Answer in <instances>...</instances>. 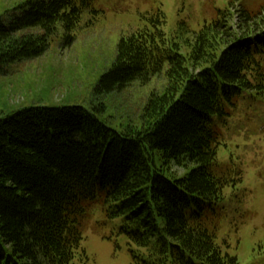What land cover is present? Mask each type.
Returning <instances> with one entry per match:
<instances>
[{
	"label": "trees",
	"instance_id": "obj_1",
	"mask_svg": "<svg viewBox=\"0 0 264 264\" xmlns=\"http://www.w3.org/2000/svg\"><path fill=\"white\" fill-rule=\"evenodd\" d=\"M251 1L229 0L196 32L181 22L183 42L165 35L161 8L138 11L143 25L118 40L97 91L166 82L119 130L79 105L0 118V264H70L87 229L107 228L136 247L132 264H239L217 238L232 222L224 190L242 173L217 153L232 118L264 108V0ZM86 8L21 0L6 11L0 73L44 54L58 25L70 37ZM245 102L252 114L239 113Z\"/></svg>",
	"mask_w": 264,
	"mask_h": 264
},
{
	"label": "rangeland",
	"instance_id": "obj_2",
	"mask_svg": "<svg viewBox=\"0 0 264 264\" xmlns=\"http://www.w3.org/2000/svg\"><path fill=\"white\" fill-rule=\"evenodd\" d=\"M20 1L0 0V16L6 18L5 12ZM76 1L84 2L87 8L70 37L58 25L44 54L12 63L0 73V118L30 105H79L96 107L101 120L121 129L137 119L149 93L166 82L162 73L145 84L134 82L109 93L97 91L100 75L114 60L118 40L143 25L138 11L161 8L165 35L177 36L176 41L183 42L189 34L181 22L196 32L218 9H225L229 0ZM260 2L252 0L249 7ZM245 104L239 113L252 114L249 103ZM254 116L253 121L232 118L230 136L217 153L218 161L230 162L242 173L235 187L224 190V204L232 222L221 228L217 238L223 251L235 256L239 264H264V108L257 106ZM248 129L252 131L244 134ZM134 249L127 238L111 228L104 229L103 234L87 229L70 264H132Z\"/></svg>",
	"mask_w": 264,
	"mask_h": 264
}]
</instances>
